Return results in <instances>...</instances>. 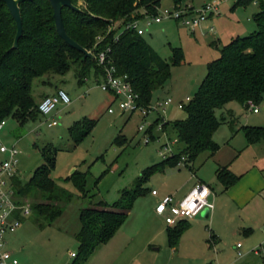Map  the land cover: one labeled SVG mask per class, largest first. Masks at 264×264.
I'll use <instances>...</instances> for the list:
<instances>
[{
	"label": "rangeland",
	"instance_id": "obj_1",
	"mask_svg": "<svg viewBox=\"0 0 264 264\" xmlns=\"http://www.w3.org/2000/svg\"><path fill=\"white\" fill-rule=\"evenodd\" d=\"M235 1L181 0L179 3L182 4L192 2L195 8L204 3L217 8L194 31L169 19L150 25L141 22L143 37L161 57L170 61L176 47L183 54L182 62L170 67L169 81L153 94L151 104L157 110H152L145 117L139 110L131 114L121 113L112 100V94L100 88L92 72L79 84L75 65L62 75L43 76L32 81V95L36 102L49 95L46 92L55 93L59 89L69 95L70 102L58 104L49 115L38 114L23 124L14 117L5 118V125L0 129V145H16L20 150L16 176L22 183L43 163V154L54 156L55 166L50 176L70 192L72 198L65 203L62 215L54 221L47 222L31 211L19 218L16 230L6 233V246L20 264H70L71 253L75 254L78 247L75 233L80 227V209L94 207L99 201L112 204L120 198L123 190H132L141 171L162 160L160 152H167L164 150L166 141L174 153L183 149L184 145L178 141L171 122L184 119L185 110L177 108L174 102L159 106L157 101L167 97L185 101L186 96L193 97L206 74L208 62L219 57V50L232 38L256 30L252 15L264 0H250L234 6ZM173 3V0H161L159 7H170ZM81 5L82 0L75 4L78 8ZM214 40L216 43L212 44ZM47 79L50 83L43 82ZM258 106L259 112L255 114L238 102L228 104L227 107L236 115L233 129L240 125L264 126V101ZM109 107L113 108L112 113L108 112ZM222 113L227 115L225 111L217 110V116ZM83 118L96 120V123L82 140L75 143L73 136L82 128L73 132L71 127ZM53 120L56 124L48 125ZM162 121L169 122L165 129L160 126ZM140 125L142 130L138 129ZM146 137H150L147 143ZM214 140L219 147L215 156L202 152L193 162L197 176L201 174L210 178L207 182L214 193L209 194L207 201L213 204L217 199L214 215L210 213L208 217H202L198 214L191 218V225L182 233L176 251L168 245L157 249L156 243L149 241L159 223L150 217V210L158 199L151 190L156 189L162 194L177 192L192 177L193 171L184 164L167 166L164 172L154 173L142 185L146 190L135 199L127 221H124L127 224L134 221L133 230L142 222L151 221L153 224H147L150 226L147 229L144 226L129 245L122 239L107 246L111 247L109 252L105 250L106 246L97 247L85 264H264L261 248L264 243V211L256 205L255 210L252 206H234L216 179L212 165L218 156L225 157L231 147L244 148L235 156L236 165L243 162L249 151L244 147L247 144L244 131L232 135L229 123L220 124ZM74 170L85 172V196L72 181H65ZM15 195L20 203L31 202L28 197ZM211 234L215 240L211 241ZM237 243L242 245L243 255L239 258H236ZM122 251L125 252L121 254Z\"/></svg>",
	"mask_w": 264,
	"mask_h": 264
},
{
	"label": "trees",
	"instance_id": "obj_2",
	"mask_svg": "<svg viewBox=\"0 0 264 264\" xmlns=\"http://www.w3.org/2000/svg\"><path fill=\"white\" fill-rule=\"evenodd\" d=\"M77 1L71 0L73 5ZM160 1L82 0L78 10L63 7L61 15L67 35L83 48L91 50L94 57L90 58L57 33L49 0H25L19 3L22 33L14 46L16 23L6 4L0 0V121L14 117L19 124H23L39 114L38 102L32 95V81L35 78L62 75L73 65L76 66L75 77L79 84L91 72L96 79L100 78L104 70L98 64L96 55L107 47H110L107 58L115 68L114 74L127 75L138 94V105L148 108L154 92L169 81L170 67L180 64L183 54L176 47L170 61H167L143 35L124 26L146 14H156ZM180 1L173 0L174 4ZM248 1L236 0L234 6ZM253 20L256 30L232 38L219 50V57L208 62L197 92L182 108L186 117L171 122L178 141L184 145L183 149L144 168L136 178L134 188L123 190L114 203L99 201L94 207L80 209V227L75 233L78 247L70 264H85L94 250L117 232L135 199L146 190L142 185L150 176L164 172L167 166H176L182 155L186 157L185 166L194 171L193 162L202 152L213 155L218 150L213 135L227 117L224 114L217 116V110L228 112L226 106L232 101L246 109L249 100L256 105L264 101V2L261 1L259 10L253 14ZM98 39L100 41L97 42ZM45 81L50 83L48 79ZM228 115L233 117L230 113ZM95 123L96 120L87 118L77 121L71 130H82L73 136L74 142L82 140ZM168 124L162 122V128L165 129ZM241 129L249 144L264 140V126L243 125ZM54 166L55 157L43 154V163L34 169L25 183L17 176L13 178L17 196L30 198L31 211L47 222L60 217L65 203L72 198V194L50 176ZM215 175L223 189L239 179V175L226 166L217 167ZM85 176V172L74 170L65 181H72L85 196ZM189 226L188 219H181L167 228L169 247L178 245L182 233ZM210 239L214 240L212 234ZM261 248L264 252V243Z\"/></svg>",
	"mask_w": 264,
	"mask_h": 264
},
{
	"label": "built area",
	"instance_id": "obj_3",
	"mask_svg": "<svg viewBox=\"0 0 264 264\" xmlns=\"http://www.w3.org/2000/svg\"><path fill=\"white\" fill-rule=\"evenodd\" d=\"M217 11L215 5L204 3L200 8H195L192 3H177L172 6L161 8L154 15H144L142 18L133 19L125 24L124 28L135 30L137 34L142 35L144 29L141 27V22L145 21L147 25L151 23H160L163 20H173L180 25H184L194 31L198 28L207 17ZM212 30V28H210ZM117 38V37H116ZM100 39L97 40V42ZM110 47L97 52L96 58L98 64L103 66V74L97 78L98 85L104 91L112 94L117 108L121 113H133L139 110L143 117L148 115L152 110H157L155 105H150L148 108L139 106L137 103L138 94L133 90L127 75H115V68L110 64L107 54ZM191 97L186 96L185 101H176L177 108L182 109L183 106L190 101ZM173 99L167 97L164 100L157 101L159 106H167L171 104ZM70 102L69 95L62 89L57 90L53 94L45 95L38 102V112L41 115H49L56 109L58 104H68ZM248 109L252 112H257L259 106L252 101H247ZM113 108L109 107L108 112L112 113ZM164 122V121H162ZM56 121H50L48 125H55ZM5 125V120L0 121V129ZM162 127V123L160 124ZM142 130V125L138 127ZM150 137L145 138V142L149 141ZM164 150L160 152L163 158L174 155L171 146L168 142L164 143ZM0 154L4 157L0 158V264H20L19 260L13 255L6 246L5 235L8 232L16 230L19 226V218L27 216L31 213V204L28 201L19 202L13 185V178L18 170L20 150L13 145L11 147L0 145ZM162 158V159H163ZM186 157L181 156L177 165H185ZM152 195L157 194V190H151ZM211 194L210 188L201 182H197L189 191L180 199H176L173 195L167 194L159 198L155 207V212L164 217L168 225H175L181 219H191L198 215L203 209H211L212 204H209L207 197ZM15 197V198H14ZM241 243L236 244L237 257L243 255L240 250ZM74 256V253H71Z\"/></svg>",
	"mask_w": 264,
	"mask_h": 264
},
{
	"label": "crops",
	"instance_id": "obj_4",
	"mask_svg": "<svg viewBox=\"0 0 264 264\" xmlns=\"http://www.w3.org/2000/svg\"><path fill=\"white\" fill-rule=\"evenodd\" d=\"M252 17H253V15H252ZM215 43H216L215 40L212 41V44H215ZM204 76H203V78H204ZM51 93H53V91H48L45 94H51ZM112 100H114L113 96H112ZM179 100H181V99H179ZM179 100L173 99L172 103L174 102V104H175L176 101H179ZM232 102H234V101H232ZM232 102H229L228 104H231ZM228 104H227V106H228ZM227 106H226V108L228 110V112L226 111L227 119H226V122H223L221 124L230 122L231 126H229V128H230L232 135H234V134H237L238 131L242 130L241 127L243 125H240L239 127H237L236 130L233 129V125H235V123H236V115L234 114L233 110L228 108ZM242 107L245 110L252 112L250 109H248V108L246 109L244 106H242ZM258 112H259V110L257 112H252V113L256 114ZM228 113H230L233 117L229 116ZM214 136H215V133L213 135V138H214ZM244 147L247 150H249L248 155L243 160L242 163H239V164L237 163L238 165H236V163H235L237 160V159H235V156H237V152L239 154V151H241V149L243 150L244 148L231 147L229 149V151H227V154L225 157L218 156L216 158V161H214L212 164L213 169H214V174H215L217 167L226 166L227 168H229V170L231 172H233L236 175H239V179L233 185L229 186L228 188L223 189V186L221 185L222 190L228 195L229 199L231 200V202L234 206H236L238 208L252 206L255 210V205H256V207H259L261 209V211H264V141L259 140L257 142L250 143V144L247 142V144L244 145ZM214 154L211 156H215ZM219 157H221V159ZM191 171H193V170H191ZM215 177H216V175H215ZM208 179H210V178H208L204 175H201V174H199V176H197L196 171H193L192 177H190L188 184L185 185L184 187H182L179 191H177V192L176 191H173V192L170 191V192H167V193L165 192L162 194V192L157 190V194L153 195V196H156L158 199L155 202L152 209L150 210V217L152 218V221H157L159 223H158V225H156V227H154L153 232H152V236L150 237L149 241H151L152 243H156V245L158 246L157 249L162 245H168L167 228L171 227V225H165L167 223H166L165 219L163 218V216L158 215L155 212V207L157 205L159 198L163 197L164 195L171 194L176 199H180L184 195H186V193H188V191L197 182H201V183L206 184L210 188L211 194H213L214 193L213 188L208 184V182H207V181H209ZM216 201H217V199L215 200V203L213 202L211 210L205 208L199 214H201L202 217H208L210 215V213H212L214 215L215 210H216ZM129 213H128V215H129ZM196 216H198V215H196ZM125 221H127V219H125ZM188 221L191 225L192 219H188ZM133 222L128 223V224H127V222H125V223L123 222V224L117 230V232L106 243L101 244L98 247L106 246L105 248H107V249H105V250L107 252H109L112 250H111V247H107V246H111L113 244L112 242H116V241L118 242L120 240L122 241V239L126 240L128 243L127 245H129V242L131 240H133L134 237L138 233L140 234V232L142 231V228L144 226L147 229L150 227L147 224H150V223L153 224L151 221L150 222L149 221L142 222V223H140L141 225L139 226V228L133 230V226H134ZM172 226H174V225H172ZM241 247H242V245H241ZM177 248H178V245L175 248H171V249L176 251ZM101 250H104V249H101ZM125 251H122L121 254L124 253ZM126 252H130V251L128 250ZM133 255H135V254H133Z\"/></svg>",
	"mask_w": 264,
	"mask_h": 264
},
{
	"label": "water",
	"instance_id": "obj_5",
	"mask_svg": "<svg viewBox=\"0 0 264 264\" xmlns=\"http://www.w3.org/2000/svg\"><path fill=\"white\" fill-rule=\"evenodd\" d=\"M25 1V0H3V2L6 4L10 14L12 15L17 31L14 39V46L17 45V41L22 33V19L20 15V9H19V3ZM50 5L53 9V18L55 22V28L57 33L72 47L82 51L85 53V55L89 56L90 58H93V54L89 51H87L85 48H83L81 45H79L76 41H74L71 37H69L66 33L63 21H62V15L61 10L63 7H69L75 10H78L79 8L72 4L71 0H49Z\"/></svg>",
	"mask_w": 264,
	"mask_h": 264
}]
</instances>
